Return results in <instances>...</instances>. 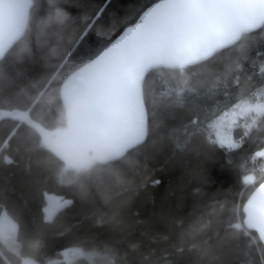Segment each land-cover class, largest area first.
Wrapping results in <instances>:
<instances>
[{
	"label": "trees",
	"instance_id": "1",
	"mask_svg": "<svg viewBox=\"0 0 264 264\" xmlns=\"http://www.w3.org/2000/svg\"><path fill=\"white\" fill-rule=\"evenodd\" d=\"M48 2L63 5L61 11L67 19L60 24L54 12L41 9L40 14L37 6L32 8L25 36L0 62V71L5 74L0 79V101L8 99L20 109L31 108V118L48 130H67L59 82L33 106L44 82L56 75L57 65L65 59L67 66L59 71L58 79L74 71L80 57L86 59L79 67L91 61L121 34L122 28L138 18L142 9L159 0ZM92 17L98 22L89 32L85 25ZM38 22L46 24L44 31H37ZM83 33L87 34L80 39ZM241 43L246 44L245 76L254 78L251 83L245 79L242 90L252 91V85L264 79L260 72L264 66V34L257 31L250 41L245 38ZM69 52L71 55H67ZM223 57H229L225 63ZM238 58L242 57L234 47L206 63L185 67L183 74L180 68H152L144 85L147 141L119 161L93 162L82 171L68 168L65 182L61 176L66 166L31 126L2 120L0 208L7 205L19 229L17 251L0 242V264H22L24 258L54 264L63 259L66 247L73 256L74 251L83 250L85 254L77 260L87 264L89 250L72 233L82 238L90 233L101 241L112 264H241L248 251L247 238L232 229L225 231V225L236 221L235 216L228 215L233 201L239 202L243 196L246 202L255 191L243 183V176L254 175L258 180L262 174L264 160L252 159L261 138L226 163L202 144L207 133L201 143H194L183 153L175 150L169 135L173 129H181L187 123L186 116L199 109L201 100L215 87V75H230ZM184 81L199 92L193 99L186 92L184 107L173 103L175 91L171 98L161 94L164 82L176 88ZM219 99L227 102L225 97ZM214 110V106L204 107L205 112ZM5 156L13 163H5ZM201 176L203 179L198 178ZM45 189L70 194L76 200V205L55 224L44 223L38 204V194ZM221 203L226 205L223 210L219 209ZM101 218L106 221L103 225L98 223ZM209 220L211 223L203 227ZM42 236L44 256L37 244ZM92 246L89 240L86 248Z\"/></svg>",
	"mask_w": 264,
	"mask_h": 264
},
{
	"label": "snow or ice",
	"instance_id": "2",
	"mask_svg": "<svg viewBox=\"0 0 264 264\" xmlns=\"http://www.w3.org/2000/svg\"><path fill=\"white\" fill-rule=\"evenodd\" d=\"M20 4L27 8L37 6L40 14L41 9L47 13L54 12L60 24L67 19L61 11L63 5L48 0L44 3L38 0H4L3 6L5 9H17ZM137 17L129 26L120 30L122 34H119L118 38L95 55L91 64L79 67L86 59L80 57L74 63V71L59 79V71L67 66L68 61L65 59L57 65L56 75L44 82L42 90L33 100V106L40 102L54 83L59 82L65 90V104H70L72 100L67 90L77 84L84 85L94 106L90 114L91 119L124 129L127 126V112L135 111L136 138L132 143L140 144L146 140L148 134L144 85L152 68L171 62L179 67L183 74L186 66L206 63L219 53L231 52L235 47L242 58L236 60L230 75L217 73L215 87L209 89V95L201 100L199 109L187 115V123L179 130L173 129L169 135L175 150L183 153L194 143H201V137L207 133L202 144L212 154L220 155L226 163L233 156L245 152L259 137L262 142L257 145L258 150L252 159L264 160V79L253 84L252 91L242 90L245 79L251 83L254 78L245 76L246 69L243 64L246 44L241 43L245 38L250 41L257 31L264 34V0H159L142 9ZM48 19L51 20L52 16L49 15ZM97 22V19L92 17L85 28L90 32ZM0 23L10 30V40L15 41L23 35V29L19 27L18 13L10 16L5 11L0 17ZM46 27L42 22L36 24L38 32L44 31ZM86 34L83 33L80 39ZM71 51L74 52L75 48ZM67 55H71V52ZM223 58L225 63L229 57ZM260 72L264 76V66H261ZM4 75V72L0 71V79H3ZM173 91V103L181 107L185 106L186 92L190 99L199 97V92L189 86L187 81L176 88L164 82L161 94L171 98ZM220 97L227 98V102L222 103ZM205 106H214L215 110L205 112ZM0 109L4 110L0 111V116L21 122L29 118L31 110L20 109L8 99L0 101ZM129 147L130 144L124 145L115 155H121ZM4 162L13 163L7 156L4 157ZM261 173L258 180L254 175L243 176V183L250 185L255 191L248 196L246 202L243 196L239 202L233 201L231 213L228 215L235 216L236 221L225 225V231L232 229L236 233H243V237L247 238L248 251L241 264H264V168ZM198 178L203 179L202 176ZM257 183L258 189L255 188ZM257 192L261 193L259 198ZM37 199L46 224H55L62 214L76 205L75 198L70 194L50 192L46 189L38 194ZM225 207V204H219V209L223 210ZM241 215L243 223L240 222ZM98 223L103 225L106 221L101 218ZM210 223L211 220L207 221L203 227ZM18 229V221L12 217L7 205H4L0 208V242L5 243L11 251L18 250ZM72 235L89 250L87 264H112L111 259L102 250V242L90 233L84 238L79 233ZM89 240L93 242V246L86 248ZM37 244L41 255H46L43 236ZM84 254L81 250L75 255ZM62 255L63 259L55 261L54 264H81V261L73 258V253L67 247ZM22 264H39V260L24 258Z\"/></svg>",
	"mask_w": 264,
	"mask_h": 264
},
{
	"label": "water",
	"instance_id": "3",
	"mask_svg": "<svg viewBox=\"0 0 264 264\" xmlns=\"http://www.w3.org/2000/svg\"><path fill=\"white\" fill-rule=\"evenodd\" d=\"M3 5L4 0H0V17L3 16L5 11H7L10 16L14 13H18L19 27L23 29V35L15 41L10 40V30L3 23H0V62L25 36L30 22L31 10L33 8H27L23 4H20L17 9H5ZM3 45H7V47H4ZM92 60L82 67L91 64ZM153 68H166L172 70L179 67L171 62H165ZM64 91L65 90L61 87V99L65 108L67 122L66 131L48 130L34 121L31 118L30 113L29 118L22 122L31 126L36 131L50 151L66 167L82 171L89 168L93 162L99 164L113 163L121 160L130 151L142 146L147 141L148 134L143 143H132L136 138L137 117L135 111L130 110L127 112V126L124 129H120L113 124L90 118L94 106L86 86L77 84L67 90L72 96L70 104H65L63 102ZM5 119L10 118L0 116V122ZM126 144H130L131 147L121 155H115L119 152L121 147ZM258 187L256 189H258ZM260 195L261 193L257 192L258 198Z\"/></svg>",
	"mask_w": 264,
	"mask_h": 264
},
{
	"label": "rangeland",
	"instance_id": "4",
	"mask_svg": "<svg viewBox=\"0 0 264 264\" xmlns=\"http://www.w3.org/2000/svg\"><path fill=\"white\" fill-rule=\"evenodd\" d=\"M61 131H66L65 129H62ZM258 159H260V158H256L255 160H253V161H257ZM67 172H68V167L66 168H64V172H63V175L61 176L62 178H61V180L63 181V182H65L66 180H68L67 178H66V174H67ZM5 244V243H4ZM75 252V254L76 253H78V251H74ZM73 253V252H72ZM80 257H82V256H78V255H75V256H73V258H75V259H79Z\"/></svg>",
	"mask_w": 264,
	"mask_h": 264
}]
</instances>
